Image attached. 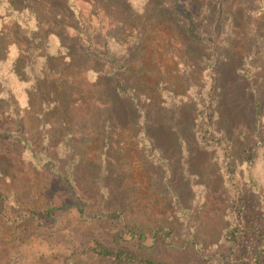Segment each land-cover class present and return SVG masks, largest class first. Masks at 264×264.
<instances>
[{
  "label": "rangeland",
  "instance_id": "374dc122",
  "mask_svg": "<svg viewBox=\"0 0 264 264\" xmlns=\"http://www.w3.org/2000/svg\"><path fill=\"white\" fill-rule=\"evenodd\" d=\"M221 1L178 0L176 4V0H149L145 11L138 13L128 11L125 0H77L81 22L65 0H37L34 7L43 20L52 24L71 49L81 71L94 70L98 85L96 97L88 101L84 121L72 123L62 133L57 119L45 117L39 133L42 156L54 170L46 166L42 179L34 174L35 186L30 183L31 173H20L18 153L0 157V169L2 161L17 163L9 178L0 174V186L19 193L21 202L16 205L31 202L34 193L44 202L59 195L66 185L62 175L70 174L71 183L89 204V215L121 207L142 219L170 221L176 229V245L159 247L155 253L158 261L236 264L242 256L255 258L264 245V200L244 185L236 201L232 198L236 211L244 213V234L235 245L215 242L216 225L222 227V217L233 206L229 204L231 196L222 188L223 180L217 173L219 154L213 155L190 134L197 119L179 81L185 69L176 67L177 61L190 66L186 75L194 76L211 65L218 66L224 112L221 127L229 128L238 148L237 158L243 150L264 142V4L246 0L247 12L242 17L235 0H223L227 10L218 16ZM191 23L203 42L188 36ZM109 40L111 44L120 41L123 55L133 67L142 66V85L152 82L163 89L167 84L164 97L171 98L149 120L162 155L148 140L144 145V140L132 136L139 132L129 118V104L117 94L115 68L105 60L87 57L90 42L92 50L103 55ZM204 85L202 82L200 90ZM14 121L3 118L6 132L15 129ZM29 130L37 138L35 131ZM49 173L56 179L50 183ZM68 202L76 204L72 198ZM189 221L191 231L197 230L201 239L196 252L184 247ZM64 224L63 232L56 234L23 233L17 243L0 250V264H57L67 255L70 244L83 245L91 239L89 229L77 218ZM90 264L100 262L92 259Z\"/></svg>",
  "mask_w": 264,
  "mask_h": 264
},
{
  "label": "trees",
  "instance_id": "16d2710c",
  "mask_svg": "<svg viewBox=\"0 0 264 264\" xmlns=\"http://www.w3.org/2000/svg\"><path fill=\"white\" fill-rule=\"evenodd\" d=\"M65 1L68 9L81 21L82 12L77 0ZM250 1L255 5L264 4V0ZM146 2L148 4L149 0H125V7L128 11L143 13ZM235 2L244 17L245 11L247 12L246 0ZM221 4L223 6L219 8L218 16L227 10L223 0ZM36 5L37 0H0V157L4 153H18L17 163L20 161L22 167L20 173L25 170L31 173L30 183L34 186L37 181L33 176L42 179L46 166L54 170V165L50 163L49 166L42 156L39 133L44 128L45 117L57 119L60 127L63 126L62 133L63 128L67 129L72 123L84 121L89 113L88 101L96 97L98 85L94 70L79 69L71 49L63 44L52 24L43 20L34 7ZM261 14L264 16V5ZM72 30L77 32V29ZM197 31V27L191 23L187 34L192 40L203 42L204 38ZM113 41L112 44L110 40L107 41L103 55L93 51L90 42L87 57L105 60L115 68L117 94L129 104V118L137 133L139 132L132 136L137 141L138 137L144 140V145L148 140L150 146L158 147L162 155L163 150L158 145L160 141L153 133V125L149 120L154 118L155 113L162 111L160 109L165 106L167 98H171L164 97L163 91L168 89L167 84L163 89H158V85H153L152 82L147 86L142 85V66L133 67L128 57L123 55L120 41ZM179 66L185 71L190 67L177 61L176 67ZM217 68V65H211L194 76L186 75L184 71L182 77L179 75V81L183 95L187 94L192 102L197 119L190 134L213 155L215 152L219 154L215 166L223 180L222 188L231 196L229 204L233 206L222 217V227L219 229L216 225L215 242L235 245L244 234L245 221L244 213L236 211L232 198L236 201L235 197L240 194L241 186L244 185L257 192L264 200V142H259L252 150H243L237 158L238 148L229 136V128L221 127L224 112ZM128 79L132 82L129 83ZM202 82L205 85L200 90ZM3 118L15 120L13 131L6 132L8 128L3 127ZM29 128L35 131L37 138L32 136ZM17 163L2 161L0 174L9 178ZM166 167L168 170V164ZM54 174L56 175L55 171ZM62 179L66 185L59 195L47 197L44 202L39 198L41 195L34 193L31 202L18 206L16 204L21 202L19 193L0 186V250L17 243L23 233L39 236L41 233L63 232L64 221L77 218L79 224L89 229L91 239L83 245L70 244L67 255L57 264H90L92 259L100 264H168L158 261L155 253L159 247L176 245V229L170 221L142 219L134 211L121 207L89 215V204L71 183L72 176L62 175ZM54 180L56 179L50 174L48 182ZM70 198L76 204L69 203ZM16 207L18 213L14 212ZM189 225L190 221L186 228L184 247L196 252L201 239L197 230L191 231ZM235 262L264 264V245L255 258L242 256Z\"/></svg>",
  "mask_w": 264,
  "mask_h": 264
}]
</instances>
